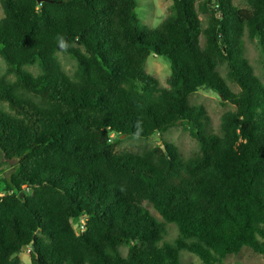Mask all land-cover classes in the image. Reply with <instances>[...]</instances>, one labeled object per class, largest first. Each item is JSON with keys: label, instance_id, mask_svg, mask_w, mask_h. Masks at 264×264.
I'll return each mask as SVG.
<instances>
[{"label": "trees", "instance_id": "obj_1", "mask_svg": "<svg viewBox=\"0 0 264 264\" xmlns=\"http://www.w3.org/2000/svg\"><path fill=\"white\" fill-rule=\"evenodd\" d=\"M171 1L159 26L144 28L136 0H1L0 155L15 167L0 177V264H21L25 246L30 264H185L182 251L228 264L244 247L264 255V84L243 55L247 32L264 79V0H248L250 10L204 0L205 27L196 0ZM58 52L76 61L72 76ZM152 53L170 62L168 88L144 71ZM203 88L234 107L219 133L190 103ZM178 125L199 145L187 159L163 138L117 152L112 136Z\"/></svg>", "mask_w": 264, "mask_h": 264}, {"label": "rangeland", "instance_id": "obj_2", "mask_svg": "<svg viewBox=\"0 0 264 264\" xmlns=\"http://www.w3.org/2000/svg\"><path fill=\"white\" fill-rule=\"evenodd\" d=\"M137 7L136 13L140 19V24L142 27L156 28L162 22V20L171 13V0H136ZM204 0H196V8L199 13V17L203 22V26L207 25V17L204 13L199 10V3ZM234 4L241 10H250L248 0H233ZM4 16V11L2 8L0 0V20ZM243 55L249 61L250 65L253 67L255 75L263 82L262 78V62H263V52L261 46L256 39H251L248 33H245L243 37ZM58 59L62 65L63 70L70 76H72L76 70V61L70 57L65 52L57 53ZM6 69V64L0 56V76L4 73ZM26 69L32 72L34 75L40 73V68L37 65L27 66ZM144 71L152 76H154L158 82L159 86L162 88H168V79L171 74L170 62L164 58L152 53L146 61ZM219 73L226 78L228 68L225 64L218 67ZM8 79L14 80V76H9ZM228 86L231 90L238 92L239 87L232 82H228ZM191 104H198L204 106L209 117H210V131L213 133L220 132L221 117L229 110H233L234 107L230 103L226 102L221 98V96L216 92L208 88H203L193 93L190 96ZM0 107L7 109V103H1ZM117 142V152L130 151L134 153H142L146 149L152 147H158L162 144V138L169 142L175 144L184 158H189L194 155L199 150L198 142L190 135L188 130L183 125H178L169 129L167 132L161 134H154L148 138H139L136 136L127 135H112ZM15 161H7L0 155V177L8 178L11 172L14 170ZM1 186V185H0ZM0 192H2L0 187ZM153 216H155L160 221H163L159 213L153 208V206L144 202L143 204ZM74 228L78 230V224L74 223ZM167 235L166 240L173 242L177 237L178 231L175 225H167L166 227ZM121 251L123 254L127 253V248L122 247ZM21 258V264H30V249L23 250L19 254ZM182 260L185 264H204L200 259L187 251L181 252ZM228 264H264V255H260L252 251L248 247L242 248L236 254H230L225 259Z\"/></svg>", "mask_w": 264, "mask_h": 264}, {"label": "water", "instance_id": "obj_3", "mask_svg": "<svg viewBox=\"0 0 264 264\" xmlns=\"http://www.w3.org/2000/svg\"><path fill=\"white\" fill-rule=\"evenodd\" d=\"M23 250H27V246H25V247L23 248Z\"/></svg>", "mask_w": 264, "mask_h": 264}]
</instances>
